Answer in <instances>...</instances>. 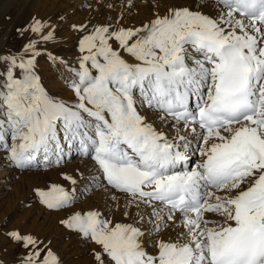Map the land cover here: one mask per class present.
Instances as JSON below:
<instances>
[{
    "label": "snow or ice",
    "instance_id": "6c2138e0",
    "mask_svg": "<svg viewBox=\"0 0 264 264\" xmlns=\"http://www.w3.org/2000/svg\"><path fill=\"white\" fill-rule=\"evenodd\" d=\"M51 27L33 17L17 31L47 42ZM71 27L81 33L78 68L65 78L72 100L43 85L36 41L23 45L27 59L0 56L8 166L29 170L41 157L59 164L65 147L93 161L91 182L62 172L70 187L33 191L46 209L68 213L59 224L96 246L95 264H264V0H188L140 27ZM105 184L126 194L122 216L132 222L69 211ZM169 231L174 239L163 238ZM5 235L31 249L22 264H62L31 234Z\"/></svg>",
    "mask_w": 264,
    "mask_h": 264
},
{
    "label": "rangeland",
    "instance_id": "374dc122",
    "mask_svg": "<svg viewBox=\"0 0 264 264\" xmlns=\"http://www.w3.org/2000/svg\"><path fill=\"white\" fill-rule=\"evenodd\" d=\"M17 3L10 4L7 3V0H0V41L4 37L3 43L0 44V56L12 54L24 56L27 59V55L23 52V45L30 40L36 41V49L41 53L36 58V71L49 93L65 100L73 99L65 78H71L73 74L70 69L78 68L81 56L78 48L81 33L74 31L71 25H87L91 31L92 26L100 24H108L114 28L118 26L140 27L147 21L135 17L136 14L139 15L136 12H131L130 15L119 12L121 19L130 18L134 21L131 20V23L115 22L117 19L115 21L113 19L118 17L116 9L119 6L117 7V4H113V6L102 4L100 6L101 2L97 0H78V2L76 0H20ZM33 17L47 21L52 26L51 31L54 33L52 40L44 42L38 33L28 31L21 35V32L17 31L18 29L23 31ZM49 53L61 58L63 64L51 61ZM3 68L4 61L0 60V73L3 72ZM2 151L3 149L0 148V154L3 156ZM72 154L71 157L65 159L66 161L63 160L59 164L44 162L43 165H35L29 170H19L8 166L5 156H3L4 159L3 157L0 159V170L7 168L11 170L10 173L14 172L12 178L9 181L6 180L8 183H0V262L2 264H22L31 251V249L12 242L5 235L12 229L37 238L41 241L39 245L41 249L51 247L59 256L62 264H95L92 249L96 246L86 243L76 233L66 230L59 224V220L68 213L62 210L50 211L46 209L38 202L33 191L37 186L45 187L51 183L70 187L62 179V172L74 175L79 179V173L83 172L78 170L79 167L76 164L80 163V160L75 161L74 158L77 154ZM84 158L90 160L88 157ZM70 162V166H63ZM194 164L195 162L189 163V167ZM7 177L8 175H2L0 180ZM3 180L5 181V179ZM77 188L80 189L79 186ZM96 190L97 187L92 191ZM114 192L115 201L107 208L101 207L100 211L114 221L132 222L131 219L122 216L126 205V201L122 197L126 199V194L120 195L121 192L115 190ZM85 195L87 193L81 195L69 211L85 210L84 205L87 206L91 203L89 201L83 203L81 199ZM130 209L134 217L135 208L128 210ZM97 250L99 249L97 248Z\"/></svg>",
    "mask_w": 264,
    "mask_h": 264
},
{
    "label": "bare ground",
    "instance_id": "6f19581e",
    "mask_svg": "<svg viewBox=\"0 0 264 264\" xmlns=\"http://www.w3.org/2000/svg\"><path fill=\"white\" fill-rule=\"evenodd\" d=\"M18 1H20V0H7V3H10V4H13L14 3L15 4ZM76 1L78 2V0H76ZM97 1L101 2L100 6L102 4H104V6L105 5H109V6L111 5V6H113V4H115V5L117 4V7L119 6L118 9H116V11L118 12V13H116L118 15V17H114L113 21H115L117 19L115 22L125 21L126 23H131V20H133V19H130V18H122L121 19L120 16H119V12L127 13L129 15H130L131 12H136V13H139V15L136 14L135 17H140L139 19H145V21L146 20L148 21V20H150V19H152L154 17V13L156 11H159L160 14H163L165 12L166 8L168 6L174 4V3L183 4V3L188 2V0H132V3L134 4V6H129V0H97ZM72 2H74V1H72ZM76 4H78V3H76ZM99 10H100V8H99ZM3 41H4V37L1 39L0 44H2ZM53 91H54V89H53ZM148 116H149V119L150 120H152L154 118L151 113H148ZM155 127L158 130H165L170 135L173 134V130L171 129L170 125L169 124H166V123H162L159 120H155ZM193 147H195V142L193 143ZM72 153L77 154V156L74 158L75 161L76 160L77 161L80 160V163L76 164L79 167L78 170H81L84 173L85 177H87L88 181L91 182L92 177H91V175H89V173H93V161L91 159L88 161L87 158H84L82 156L79 157L80 154L75 149L69 151L67 149V147H65V155H64V157H63V159L61 161L65 160V159H67L69 157H71L73 155ZM2 157L3 156L1 155L0 156V159H2ZM3 159H4V157H3ZM199 160H200V157L198 155V152L192 153L190 155V159H189L188 164L191 163V162H193V163L195 162V164H196V163L199 162ZM44 162L45 161H43V158L41 157L40 160H39V162L36 165H43ZM50 162L56 163L55 160H54V158L51 159ZM7 164H5V165H7ZM70 164H71V162L70 163H66L63 166H65V167L68 166V165L70 166ZM195 164L192 167H194ZM10 171L11 170L10 169L8 170L7 168H3V169L0 170V173H2V174H0V177L2 175H4V176L5 175H8L7 178H2L0 180V183L1 184H4L6 182V180L9 181V179L12 178V176L14 175V172L12 171V173H10ZM3 179H5V181ZM8 181L6 183H8ZM77 186H79L80 189H83L85 187V185L83 183H78ZM92 190H93V188H89L87 191H85L84 193H87V195H85L84 198L81 199V200H83V203H85L87 201L91 202L87 206L84 205V207H85L84 209L85 210H88L90 208H96V209L100 210V208L103 207V206H104V208H107V206L109 204H111L112 202L115 201L113 199V197H115L114 190L111 189V188H108L106 186V184H105V186L103 188L97 187V190L96 191H92ZM120 195H122V193ZM122 199H124V201H126V199L124 197H122ZM129 211L132 212L131 209ZM179 231H183V229L180 228V227H177L176 230H175V232H179ZM175 232H172V231L165 232V233H163V238L164 239H168L171 236L174 239L175 238ZM148 250L149 251H154V249H152L150 246H149Z\"/></svg>",
    "mask_w": 264,
    "mask_h": 264
}]
</instances>
